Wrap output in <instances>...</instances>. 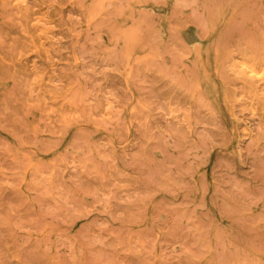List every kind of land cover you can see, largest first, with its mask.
Instances as JSON below:
<instances>
[{"label": "rangeland", "instance_id": "rangeland-1", "mask_svg": "<svg viewBox=\"0 0 264 264\" xmlns=\"http://www.w3.org/2000/svg\"><path fill=\"white\" fill-rule=\"evenodd\" d=\"M264 0H0V264H264Z\"/></svg>", "mask_w": 264, "mask_h": 264}, {"label": "bare ground", "instance_id": "bare-ground-1", "mask_svg": "<svg viewBox=\"0 0 264 264\" xmlns=\"http://www.w3.org/2000/svg\"><path fill=\"white\" fill-rule=\"evenodd\" d=\"M263 111H264V109H263Z\"/></svg>", "mask_w": 264, "mask_h": 264}]
</instances>
